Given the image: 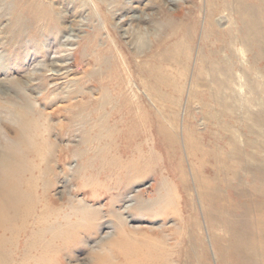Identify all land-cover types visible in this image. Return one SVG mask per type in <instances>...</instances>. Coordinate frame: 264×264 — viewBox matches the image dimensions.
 Segmentation results:
<instances>
[{
  "label": "rangeland",
  "instance_id": "obj_1",
  "mask_svg": "<svg viewBox=\"0 0 264 264\" xmlns=\"http://www.w3.org/2000/svg\"><path fill=\"white\" fill-rule=\"evenodd\" d=\"M178 1L0 0V155L13 143L6 125L17 127L29 97L28 117L49 128L31 164L35 194L55 201L44 218L67 216L55 224L57 239L47 219L21 237L3 235L7 264H264V0H209L216 21L206 32L201 0ZM224 15L232 22L218 21ZM174 25L178 32L163 31ZM99 45L135 56L127 66L158 106L127 81L124 103L139 109L110 115L103 154L85 144L99 127L89 132L74 112L101 96L87 63ZM55 59L67 73L48 75ZM193 74L197 92L185 97ZM7 162L0 156L1 174ZM86 213L98 224L82 221Z\"/></svg>",
  "mask_w": 264,
  "mask_h": 264
},
{
  "label": "bare ground",
  "instance_id": "obj_2",
  "mask_svg": "<svg viewBox=\"0 0 264 264\" xmlns=\"http://www.w3.org/2000/svg\"><path fill=\"white\" fill-rule=\"evenodd\" d=\"M118 1H122V0H118ZM168 2L170 5H176L179 1L178 0H168ZM208 4H209V0H201V6H200V12H199V23H200L199 28H200L201 32H206L208 30V27H207L208 23L210 24V26L211 25L214 26V22L216 21V19L212 20L210 18V14H209V10H208ZM163 12H165V13H163L164 16L166 15L165 19L167 17L171 18L172 15H170L168 13V11L163 10ZM108 13H109V11H108ZM113 14H115V13L113 12ZM133 17L138 18L137 16H133ZM225 17L229 20V23L232 22L231 18H228L227 15L219 16L218 21L219 20L222 21ZM185 20L186 19L180 20L178 22L177 26H180V28H182L183 26H185L187 24L188 21H193V20H190V18H188L187 22L185 23ZM116 24H117V28L121 27L120 22H117ZM174 26H176V25H174ZM177 26L174 28H167L164 26L163 31L168 34L170 32H176V30L178 29L177 30V32H178L180 30V28H177ZM70 30L72 31L74 29L70 28ZM209 30H210V28H209ZM142 31H144V30H142ZM76 32H77V30H76ZM158 46H159V44L155 45L150 51H147V52H146L145 48L143 50L142 49H138V50H142L141 52H143V51L146 52V56L144 58H148V56H151V54L154 51H156ZM143 47H145V45H143ZM93 49L99 50L100 51L99 53H101V56L96 57V56L92 55L88 59L87 63L89 65L93 66V68H94L93 70H91L92 72L89 73L88 78L89 79L93 78L92 82H94L95 80L97 81L98 84L95 86L94 89L99 90L100 91L99 94L101 96L99 98H96V99L95 98L87 99V101L85 103H83V101H80V103L77 104V110H74V112L76 113L75 116H77L79 118L78 122L80 124H82L81 127H83V128L86 127L89 130V132H91L92 129L99 127V132L97 133V136L93 139V136L91 135L93 133L89 134L87 136V139L85 140V144H87L89 146H93V147H101V152L103 154L106 150L107 143H105V140H103V138H104L103 133L104 132L102 133V131L107 130L106 127H108V126H107L106 121H109L108 119H109L110 115L114 114L115 112H118V111L120 112L122 109L123 110L129 109L133 113L135 112L137 114L138 109H139V108H137L136 104L134 105V102L132 103L134 105V108H133V105L127 106L124 103L126 100L124 97V84L127 81L130 82V84H131L130 89L133 91L134 95H138V94L142 95L143 94L145 96V98L152 103L153 106H155V107H158V106L154 102V97H153L152 93L150 91H148L147 88H145V87L142 88L141 83H139L134 78L132 68L130 66L129 67L127 66V64H128L127 61L132 60L135 56L127 55L126 53H124L119 48H118V51H111V50H106V49L100 47V45H99L98 47H93ZM240 52L242 54V57H244L243 49ZM199 54L200 53L197 52L196 56L194 55L195 63L199 60V56H200ZM55 58L58 59V56H56ZM56 59L51 63V65H50L51 67L49 69H47L46 71L47 72L51 71L48 74L50 76L56 75L59 77V76L68 72V70H65V72H61V71L63 69L69 68V66L67 67L66 64L56 62L57 61ZM135 60H136V58H135ZM136 62L140 63L141 61L136 60ZM121 63H123V65H120ZM122 66H125V67L127 66V68L125 70H123ZM138 66L140 67V64H138ZM107 67H108V70H106ZM105 70H106V72H108V77H107L108 79H106V80L98 79L100 77V75L105 72ZM109 70H111V72H109ZM115 71L116 72L120 71L121 75H123V76H121V78H118L115 83H112L114 81L113 77H115ZM194 74H195V71H194ZM194 74H193V77L191 75L190 78H187L186 83H185L186 80L184 81V83L187 84L186 88L188 89L185 92V94H186L185 97L193 96V95H195V92H197V86L198 85L195 82L197 79V76L196 75L194 76ZM239 77L243 78V75L242 76L240 75ZM28 83H29V81H28ZM33 84H36V83H33ZM143 84L145 85V82H143ZM55 86L56 85H52V87H55ZM50 88H51V86H50ZM186 88H185V90H186ZM82 94H83V92H81V95ZM67 97L71 98V93H69L67 95ZM41 99H47L44 97V92H43V96ZM26 100H27L26 106L23 107L22 110L18 111V113L15 114V120L17 122L16 123L17 127L13 128L10 125H6L8 129L11 128L13 130L12 133H14L13 134L14 136L10 137L11 140H13V143L11 141L12 144H9L8 147L6 148V150H8V152L5 151L3 154L0 155L1 158H4L5 160L9 161V162L4 164L3 170H2L3 173L2 174L0 173V231H1L0 232V264H7V261L9 258V255L7 254L8 250L6 251L5 249H3L4 244H6L8 242V241H6V238L3 235L10 233L13 236H16V237L20 236L21 237L22 230L29 229L34 224H36L37 220L38 221H40V220L44 221V219H47L45 227L49 228V226L51 224H53L50 228L61 231V234L60 233L56 234L55 232H50L49 231L50 229H48V231L50 233V239H57V238H60L61 236H63V232L61 230L62 227L61 228L55 227V224H57L58 220H61L62 218L64 220V218L67 217L66 215L64 216L62 214H59V215H56L53 219L44 218L46 215V212H51V211L55 210V208L52 207V206H54L55 201L53 199H50V197H47V196H45L46 200H43V199H41V197H39L35 194L36 191H35L34 185L37 187V185L35 183V181H37V179L34 178V176H33L34 175L33 174L34 168L31 166V164L33 163L32 162L33 159L40 156L38 154L39 145L41 143H44L43 142L44 135H46V132H47V130H49V128L44 127L42 122L39 123L38 119H36L38 116H35V118L28 117V116H31V114H30L31 112L35 111V107H34L35 102H31L29 97H26ZM31 103H33V104H31ZM157 110H158V108H157ZM179 112H181V111H179ZM184 113H185V111H184ZM72 121H73V123L75 122L74 120H72ZM184 122H185V118H184ZM137 141H139V140H137ZM14 149H16V153L20 152L21 154H25V156H26L25 159L27 161H24L25 159L23 160L17 156L14 157V155L12 153H10V151H13ZM97 150H99V149H97ZM4 154L7 157H4ZM28 158L30 160H28ZM191 174L193 175V173H191ZM40 177H41V172L39 171L38 172V179H40ZM192 179H194V178H192ZM194 184L197 185L196 181L194 182ZM136 197L134 199H136V202L138 203L140 201V198L137 199ZM49 199L51 202H49ZM39 202H40L41 208L39 209L40 210L39 213H36V206ZM69 203H70V206L72 205V207H73V208L71 207L72 210L76 211L77 206L74 207V204L72 203V201L71 202L69 201ZM131 206H132L131 204L126 206V211H128V209H130ZM82 207H85V206L82 205ZM85 211H86V208H84L83 212H85ZM88 218H89V214L86 213L85 217H84V219H82V221H92L96 217L91 216L89 218V220H88ZM47 222L48 223L50 222V224H47ZM94 222H95V224H98V217L95 219ZM111 223L113 224V226L115 228V232L120 234V231L123 230V226H124V225H122L123 224L122 220L120 218H118V220L113 218ZM29 224H30V227H28ZM74 224L72 226H74ZM106 245H107V243H106ZM96 252H97V250H96ZM11 254H13V253H11ZM127 260H129V259H127ZM8 264H10V263H8ZM98 264H100V263H98Z\"/></svg>",
  "mask_w": 264,
  "mask_h": 264
}]
</instances>
